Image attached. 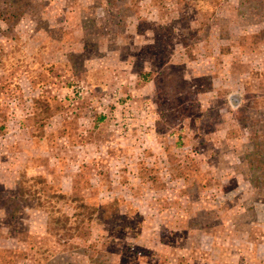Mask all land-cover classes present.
I'll list each match as a JSON object with an SVG mask.
<instances>
[{"label": "rangeland", "instance_id": "1", "mask_svg": "<svg viewBox=\"0 0 264 264\" xmlns=\"http://www.w3.org/2000/svg\"><path fill=\"white\" fill-rule=\"evenodd\" d=\"M0 104L1 193L43 176L120 209L69 257L24 207L0 264H264V189L225 138L228 108L264 123V0H0Z\"/></svg>", "mask_w": 264, "mask_h": 264}, {"label": "trees", "instance_id": "2", "mask_svg": "<svg viewBox=\"0 0 264 264\" xmlns=\"http://www.w3.org/2000/svg\"><path fill=\"white\" fill-rule=\"evenodd\" d=\"M140 79L144 83H154L156 86L154 72L152 71L147 70L140 73ZM220 93V91H215L214 96L218 103L221 104L224 99L222 93ZM2 106L3 105L0 104V109ZM232 106L233 104L231 107ZM241 107L240 105L237 109ZM254 108L259 109L258 106ZM222 110L223 108L219 109L220 114ZM228 112H233V118L238 123V127L232 130L236 133V135H234L230 129L228 130L231 126L230 124L229 127L225 129V138L229 140H238L245 135V138L248 140V148L243 151L244 159L247 163V167L254 175L252 181L256 186L263 187L264 189V123L259 119H247L245 123H242L244 119H238L236 117V114H240L241 109L234 112L228 108ZM103 118L104 117H101L100 119ZM5 122H0V133L4 132L7 128ZM224 122L226 121L224 120ZM249 128H252V131H250ZM47 178L48 177L43 176L36 177L35 179L33 178L34 182L28 184V181L23 177L17 180L14 190L6 191L4 188L2 190L4 193L0 192V203L2 202V206L7 208V212L4 215V219H0V222H3L6 228L17 236L26 235V237H28L27 228L21 227L23 223L19 219V215L24 211V207L34 208L37 213L43 214V230L47 236L46 240L52 241L53 244L56 245L55 247H61L62 253H67L69 257L79 254L80 252L89 254V249H94L96 244L92 243L89 245L85 237L91 234L89 230H91L94 216L98 214L102 215L104 219L111 220L117 213L120 214L118 201L113 199L110 203L102 204L101 206L89 205L85 197L79 196L80 194L74 197L71 195L78 191L76 185L70 186L69 191H66L62 187L54 189ZM50 178L52 179V176ZM68 209L70 211H68ZM12 222H17L20 227ZM25 226L27 225L25 224ZM30 239L33 238L30 237ZM77 239L82 240L83 245H79L75 242ZM34 244L31 245V250ZM39 244H41L42 247V243L40 242ZM30 249L29 251H31ZM11 253L12 254L9 256H6L7 258H1V261L7 259L6 264H21L19 257L17 259H13L12 257V255H16L18 251ZM21 253L27 256V253ZM51 253L52 258L61 257V255H58L59 253L54 251ZM102 256V252L98 251V255L96 257L91 256L90 259L97 264ZM157 257L162 259L160 255ZM147 258L149 259V254H147ZM39 261L40 259H38V262ZM99 264H102V260Z\"/></svg>", "mask_w": 264, "mask_h": 264}]
</instances>
